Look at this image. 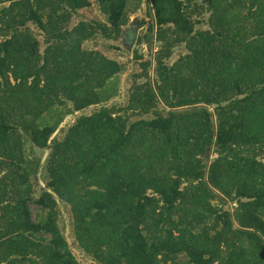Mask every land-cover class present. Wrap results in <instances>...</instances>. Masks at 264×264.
<instances>
[{"label": "trees", "instance_id": "1", "mask_svg": "<svg viewBox=\"0 0 264 264\" xmlns=\"http://www.w3.org/2000/svg\"><path fill=\"white\" fill-rule=\"evenodd\" d=\"M6 1L0 150L14 151L18 129L50 148L52 190L35 199L49 208L44 220L25 199L17 213L4 212L0 264H82L57 224L53 192L72 203L84 245L102 264H264V0H250L241 21L221 0H150L146 38L161 48L141 60L148 79L135 84L129 106L154 115L130 121L102 105L51 142L58 123L40 124L44 111L64 99L74 110L105 100L122 65L83 42L98 31L120 36L130 0H99L107 19L73 26V11L90 0ZM195 9L211 10V28L195 27ZM28 21L45 32L43 52ZM181 41L189 52L169 65L164 56Z\"/></svg>", "mask_w": 264, "mask_h": 264}, {"label": "rangeland", "instance_id": "2", "mask_svg": "<svg viewBox=\"0 0 264 264\" xmlns=\"http://www.w3.org/2000/svg\"><path fill=\"white\" fill-rule=\"evenodd\" d=\"M221 1L224 4L231 5L227 11L228 16L236 15L239 21L249 11L247 4L250 3V0ZM4 4H9V1L1 3L0 7ZM151 5L150 0H130L127 6L129 18L127 23L123 25L120 36L109 37L98 31L93 37L83 42L84 48L97 49L107 56L117 59L121 63L122 68L106 82L105 90L102 92L105 100L102 102L89 105L80 110H74L73 102L69 99H64L63 103L54 104L51 108L43 112L39 118L40 124L47 122L50 124L58 123L56 130L50 137V142L53 138L62 139L69 126L76 121V118L80 114H89L102 105L109 107L116 106V110H119L120 113L127 112L130 121L143 117L148 118L154 115L152 111L144 113L129 106L130 94L135 84L143 83L148 79L141 60L148 58L153 60L155 54L161 48V41L154 39L153 35V43H150V38H146V34L149 33L148 24L152 20V14L154 13ZM193 14L194 18L199 20L195 24L197 29L212 27L210 24L211 10L206 9L198 12V9H195ZM80 19L105 21L107 15L102 9L99 0H90L87 6L73 11L69 26H73ZM232 22L237 23L236 21ZM28 25L40 40V50L43 52L46 46L45 32L32 21H28ZM136 51L138 54H143L142 57H137ZM170 51V55L164 56V61L169 65L173 64L182 55L188 53L189 49L187 48L186 42L181 41L175 43L170 48ZM154 67L152 65L148 69L151 79L156 77ZM239 96H242V94ZM214 106L215 104L209 105V109L213 110ZM214 118L216 119V116ZM16 135L19 138V143L15 145L13 143L15 146L13 152L9 153V150L7 152L0 150V236L4 231L3 227L10 223L8 220H3L4 212H7L8 216L17 213L23 199L27 201L32 218L37 221L46 219L49 211L47 206L38 204L35 199L44 190H52L48 186L50 179L48 164L51 149L37 146L23 129H18ZM2 147L0 144V149ZM208 152L207 155L210 159L218 155L211 148ZM258 157L264 159V153L258 155ZM186 183L187 181H183L182 186ZM53 195L55 198L54 214L57 224L77 260L82 264H102L94 256L93 252L84 245V242L87 240L85 237L87 233H80L72 203L67 198L59 196L56 192H53ZM212 202L213 204H222L216 198H212ZM235 204L236 201L229 200L223 205L225 208L233 210ZM41 233H36L39 238H42V236L45 240L50 238L49 233ZM181 257L185 258L184 255ZM24 262H28V259H25Z\"/></svg>", "mask_w": 264, "mask_h": 264}, {"label": "water", "instance_id": "3", "mask_svg": "<svg viewBox=\"0 0 264 264\" xmlns=\"http://www.w3.org/2000/svg\"><path fill=\"white\" fill-rule=\"evenodd\" d=\"M133 34H134V32H133ZM207 154H208V151H207Z\"/></svg>", "mask_w": 264, "mask_h": 264}]
</instances>
